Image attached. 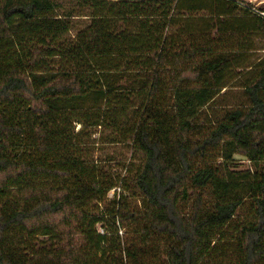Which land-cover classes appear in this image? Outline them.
Instances as JSON below:
<instances>
[{
	"label": "trees",
	"instance_id": "16d2710c",
	"mask_svg": "<svg viewBox=\"0 0 264 264\" xmlns=\"http://www.w3.org/2000/svg\"><path fill=\"white\" fill-rule=\"evenodd\" d=\"M181 1L75 0L60 11L59 0H0V264H141L148 254L264 264V57L241 86L246 103L208 126L199 114L243 67L245 35L264 34V19H237V0ZM200 9V30L168 32ZM80 17L88 21L72 35ZM220 35L238 39L221 49ZM77 124L118 132L141 156L131 183L142 211L121 193L112 218L146 243L105 255L90 205L114 186L72 153ZM238 156L248 168L236 171Z\"/></svg>",
	"mask_w": 264,
	"mask_h": 264
},
{
	"label": "rangeland",
	"instance_id": "374dc122",
	"mask_svg": "<svg viewBox=\"0 0 264 264\" xmlns=\"http://www.w3.org/2000/svg\"><path fill=\"white\" fill-rule=\"evenodd\" d=\"M75 0H59L61 4V10H66L69 4H73ZM213 0H194L193 4L197 7L199 5H209ZM184 0L181 1L180 6H183ZM239 8L234 11L237 15V19H248L250 17L251 21H254L253 17L259 16L255 10L262 11L264 13V0H237ZM249 5L247 7L246 5ZM245 9L249 13L246 16H243L242 13ZM248 8V9H247ZM253 8V9H251ZM255 9V10H254ZM206 10L200 9L196 12H182L178 18H175L173 25L169 27L168 32L171 34L179 33V31L184 30L188 25L195 26L196 30H200L206 21L205 14ZM261 17V16H259ZM261 18L264 19L262 16ZM72 21L73 28L71 29V34L74 35L79 29H82L83 26L87 23L85 17L75 18ZM180 38H183V35L180 33ZM220 41L224 44H220L219 48L229 49L230 45H233L238 37L236 35H220ZM246 41L252 42V50L244 53H238L237 62L238 65L243 66L242 68L234 67L232 70V80L228 82V86L225 89L220 91L219 96L210 104L205 106L200 110V120L201 122L208 126L211 122H215L217 118L222 116L224 111L229 107L240 105L247 102V97L244 94V90L241 87L247 80H249L247 71L253 69L254 66H257L258 60L264 57V34L258 32H251L245 35ZM227 41V42H226ZM253 66V67H249ZM135 105V103H134ZM130 118V116H128ZM128 118V119H129ZM80 134L78 138L75 139L76 149L72 151L75 156L86 161L85 165L90 166V169H93L95 176L99 178V181L103 179L105 181H111L113 183V188L107 192V195L100 203H95L90 205V211L93 215L100 217V221L95 224L96 233L104 235L107 233V237L104 240L103 249L107 255L108 251L114 250L115 247H121L122 244L124 247H128L131 243L137 242L141 243V239L144 241L146 237L139 236L134 234L132 226L122 227L120 226L115 219L112 218L114 214V208L112 201L118 200V196L127 194L128 198H125V203L129 208H134L136 210L142 211L144 206L143 199L135 194L132 191L131 179L134 176V173L138 170L139 165L141 164V156L131 148L129 144H126L122 141V138L118 132L113 130L104 129L103 127L97 128H85L82 127V124H77L75 126V131H79ZM237 170L241 171L249 167V163L244 158L238 156L237 158ZM220 159L217 160V163H220ZM93 166V167H91ZM126 175V186L122 184L121 178ZM127 187V188H126ZM122 193V194H121ZM14 198H17L16 194L13 195ZM249 203L245 202L242 208L239 211L240 218H247L246 213L248 211ZM56 223H59L61 220L60 217H52ZM62 227V226H60ZM61 229V228H60ZM59 229V230H60ZM224 235H231L230 229L224 232ZM36 246L40 245V240L45 238L39 236L36 238ZM118 242L120 245H118ZM146 243V241H145ZM230 249H226V259H233L232 256L228 254H233L235 249L233 248V242L225 240L222 247L229 245ZM221 242H219V245ZM142 245V244H141ZM161 256V255H160ZM163 257L161 258H152L149 254L141 257V264H163Z\"/></svg>",
	"mask_w": 264,
	"mask_h": 264
},
{
	"label": "built area",
	"instance_id": "2783aa9c",
	"mask_svg": "<svg viewBox=\"0 0 264 264\" xmlns=\"http://www.w3.org/2000/svg\"><path fill=\"white\" fill-rule=\"evenodd\" d=\"M251 9H253V8H251ZM255 10V9H254ZM256 11V13L259 15V16H263L264 17V13L262 12V11H258V10H255Z\"/></svg>",
	"mask_w": 264,
	"mask_h": 264
}]
</instances>
